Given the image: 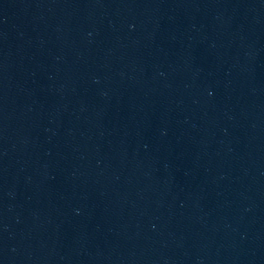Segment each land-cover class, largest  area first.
Here are the masks:
<instances>
[{"label": "water", "instance_id": "obj_1", "mask_svg": "<svg viewBox=\"0 0 264 264\" xmlns=\"http://www.w3.org/2000/svg\"><path fill=\"white\" fill-rule=\"evenodd\" d=\"M0 264H264V0H0Z\"/></svg>", "mask_w": 264, "mask_h": 264}]
</instances>
